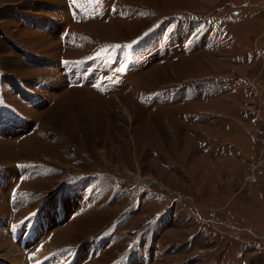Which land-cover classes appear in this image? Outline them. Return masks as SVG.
I'll return each instance as SVG.
<instances>
[{
    "label": "rangeland",
    "instance_id": "obj_1",
    "mask_svg": "<svg viewBox=\"0 0 264 264\" xmlns=\"http://www.w3.org/2000/svg\"><path fill=\"white\" fill-rule=\"evenodd\" d=\"M0 264H264V0H0Z\"/></svg>",
    "mask_w": 264,
    "mask_h": 264
}]
</instances>
